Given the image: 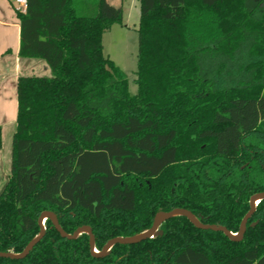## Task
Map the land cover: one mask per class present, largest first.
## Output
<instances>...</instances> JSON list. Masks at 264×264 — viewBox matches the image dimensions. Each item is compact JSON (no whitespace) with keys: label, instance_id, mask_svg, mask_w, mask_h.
Instances as JSON below:
<instances>
[{"label":"trees","instance_id":"16d2710c","mask_svg":"<svg viewBox=\"0 0 264 264\" xmlns=\"http://www.w3.org/2000/svg\"><path fill=\"white\" fill-rule=\"evenodd\" d=\"M139 3L135 95L103 52L122 9L28 0L18 14L20 57L44 60L51 76L17 82L1 253H22L45 211L68 234L90 227L98 252L174 209L237 234L264 193V0ZM45 227L26 258L0 264H264V200L240 241L177 216L161 236L97 257L87 234L68 240Z\"/></svg>","mask_w":264,"mask_h":264},{"label":"crops","instance_id":"0c3cea01","mask_svg":"<svg viewBox=\"0 0 264 264\" xmlns=\"http://www.w3.org/2000/svg\"><path fill=\"white\" fill-rule=\"evenodd\" d=\"M136 1L139 2V0ZM107 2L124 10V0H107ZM18 14L10 0H0V127L2 137L9 132L8 127L12 125H14L12 131L14 133L16 131L18 79L26 76H51V70L44 60L20 57ZM5 164L3 151L0 150V189L4 188L11 172L9 169L8 173Z\"/></svg>","mask_w":264,"mask_h":264},{"label":"water","instance_id":"95a60500","mask_svg":"<svg viewBox=\"0 0 264 264\" xmlns=\"http://www.w3.org/2000/svg\"><path fill=\"white\" fill-rule=\"evenodd\" d=\"M264 200V193H258L255 194L251 197L250 199V210L249 212L245 215L241 226L240 230L237 234H233L230 232L226 227L220 226V225H211V224H203L192 212L189 210L185 209H174L170 212H160L156 215L153 226L151 229H149L146 232H143L141 234H137L132 237H117L114 239L109 240L104 247L102 248L101 252H97L95 248V236L91 230L90 227L84 226L78 228L73 234H68L66 233L60 223L59 219L56 214L50 211H45L41 214L39 218V226H40V233L39 235L34 238L23 250L22 253L20 254H15V253H1L0 252V257L1 258H10V259H23L26 258L30 252L33 250V248L44 238L46 234V227H45V221L50 220L53 227L57 230V232L65 239L68 240H75L77 239L81 234H87L89 236V246H90V251L94 256L97 257H104L109 254L110 250L117 244L120 245H133L140 243L142 241L154 238L156 236H161L163 232L159 230L160 226L162 223L165 221L177 217V216H183L187 218L194 226H196L199 229L202 230H211L215 232H222L224 235H226L229 239L233 241H240L243 239L246 230H247V224L249 219L253 216V214L256 211V208L258 204ZM253 224L252 226H254Z\"/></svg>","mask_w":264,"mask_h":264},{"label":"rangeland","instance_id":"374dc122","mask_svg":"<svg viewBox=\"0 0 264 264\" xmlns=\"http://www.w3.org/2000/svg\"><path fill=\"white\" fill-rule=\"evenodd\" d=\"M124 1L123 23L113 25L112 28L104 34L103 52L124 72L128 80L129 91L132 95H135L138 91L135 80L138 59L140 8L139 2L136 0ZM8 129L9 132L5 133L2 137V149L0 150L3 151L4 160H6L5 169L9 173V169H11L12 165V139L14 135L12 130L14 129V125L10 128L8 127ZM2 190L3 189H0V192Z\"/></svg>","mask_w":264,"mask_h":264},{"label":"built area","instance_id":"2783aa9c","mask_svg":"<svg viewBox=\"0 0 264 264\" xmlns=\"http://www.w3.org/2000/svg\"><path fill=\"white\" fill-rule=\"evenodd\" d=\"M10 2L19 14H26L28 0H10Z\"/></svg>","mask_w":264,"mask_h":264}]
</instances>
